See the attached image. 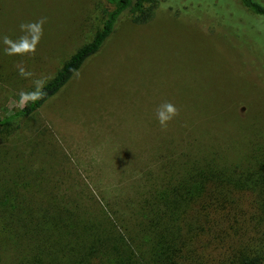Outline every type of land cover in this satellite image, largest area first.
Instances as JSON below:
<instances>
[{
  "label": "rangeland",
  "instance_id": "rangeland-1",
  "mask_svg": "<svg viewBox=\"0 0 264 264\" xmlns=\"http://www.w3.org/2000/svg\"><path fill=\"white\" fill-rule=\"evenodd\" d=\"M186 3L189 17L183 18L191 23L192 14L197 29L161 9L143 25L124 17L67 92L29 119L24 138L0 140L6 148L0 149V178L20 166L14 155L26 162L25 188L19 184L18 192L27 191L31 211L58 217L61 227L103 220L130 229L139 222L141 200L179 181L193 161L232 167L264 144V17L239 0ZM110 4L0 0V35L16 38L21 22L47 18L35 55L10 57L0 45V119L22 108L18 92L32 88L16 66L48 82L101 29ZM165 101L179 115L162 129L155 110ZM19 145L24 151L12 149ZM253 210L236 209L239 221L246 220L239 227L251 235ZM216 223L215 229L223 226ZM246 232L240 237H249ZM9 243L10 259L20 260L23 240L9 235Z\"/></svg>",
  "mask_w": 264,
  "mask_h": 264
},
{
  "label": "trees",
  "instance_id": "trees-1",
  "mask_svg": "<svg viewBox=\"0 0 264 264\" xmlns=\"http://www.w3.org/2000/svg\"><path fill=\"white\" fill-rule=\"evenodd\" d=\"M239 1L255 15L264 17V5L253 0ZM109 2L111 4L101 29L90 42L71 55L45 84L46 95L0 119V140L24 138L29 119L50 101L67 92L73 78L89 59L100 53L124 17H131L134 24L143 25L151 21L157 9H161L176 15L188 29H197L198 26L191 13V23L184 19L185 15L189 17L186 0ZM178 2L182 5H175ZM15 140L14 145L18 143ZM20 146L12 149L24 151ZM0 149L6 150L5 147ZM13 159L20 166L14 168L12 177L0 178V264L264 262V144L252 147L250 154L232 167L217 168L213 159H204L201 165L193 161L179 181L167 183L162 191L143 198L136 214L139 222L130 229L120 230L103 220H96L91 225L79 221L75 227H61L58 217L40 214L38 210L31 211L24 203L27 191L26 194L18 192L19 184L22 183L25 188L22 180L26 179V162L15 155ZM243 193H250L252 197L244 202L235 199L237 194ZM247 205L254 207L256 226L252 235L247 228L239 227L246 225V220L239 221L236 211L237 208L245 211ZM7 210L8 214L5 213ZM216 220L222 221L223 226L215 229L220 224ZM245 232L250 238L240 237ZM9 235L23 240L20 260L9 257Z\"/></svg>",
  "mask_w": 264,
  "mask_h": 264
},
{
  "label": "clouds",
  "instance_id": "clouds-1",
  "mask_svg": "<svg viewBox=\"0 0 264 264\" xmlns=\"http://www.w3.org/2000/svg\"><path fill=\"white\" fill-rule=\"evenodd\" d=\"M46 17H41L35 21H25L19 24V32L16 38L4 34L0 35V45L3 46L4 54L10 57L35 55L37 48L43 38ZM18 75L22 79H30L32 88L30 90H20L18 92V103H34L42 99L46 93L44 86L47 78L41 75L34 78L35 74L28 70L22 63L17 66ZM179 115V109L170 101H165L155 110V118L162 129H166L168 124Z\"/></svg>",
  "mask_w": 264,
  "mask_h": 264
},
{
  "label": "crops",
  "instance_id": "crops-1",
  "mask_svg": "<svg viewBox=\"0 0 264 264\" xmlns=\"http://www.w3.org/2000/svg\"><path fill=\"white\" fill-rule=\"evenodd\" d=\"M37 1H49V0H37ZM41 6H43V7H48L49 6V4H40Z\"/></svg>",
  "mask_w": 264,
  "mask_h": 264
}]
</instances>
